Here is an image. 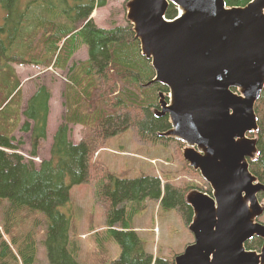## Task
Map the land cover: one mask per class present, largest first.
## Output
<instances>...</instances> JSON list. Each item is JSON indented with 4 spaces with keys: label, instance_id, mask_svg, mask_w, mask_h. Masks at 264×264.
I'll return each instance as SVG.
<instances>
[{
    "label": "trees",
    "instance_id": "1",
    "mask_svg": "<svg viewBox=\"0 0 264 264\" xmlns=\"http://www.w3.org/2000/svg\"><path fill=\"white\" fill-rule=\"evenodd\" d=\"M249 1L225 0L227 6H243ZM106 3L107 0H0L4 12L0 24V202H7L0 224V264L35 261V226L18 234L11 223L19 213L34 218L36 212L46 218L44 245L49 263L80 264L76 258L77 241L70 235L74 215L70 189L89 183L97 175L101 183L97 194L108 204L103 231L120 248V256L111 264H174L165 257L145 253L137 232L130 226L135 213L130 204L159 200L160 207L175 209L188 224L193 216L185 201L188 189L171 182L162 184L156 174L135 178L105 174L96 152L103 149L108 138L129 129L146 144L160 142L165 147L173 141L157 135L171 126L167 115L156 117L151 111L158 108V92L167 89L159 83L146 85L154 71L141 55L131 25L102 28L90 17L93 9ZM176 15L177 8L170 4L166 17ZM80 45L87 47V58L69 65ZM33 64L67 70L69 81L63 95L66 109L62 123L53 134L49 157L39 164L33 158L46 138L51 90L39 84L26 99L14 71L16 65ZM255 112L258 153L249 160V170L264 184V90ZM22 116L25 120L21 124ZM71 124L88 128L90 135L73 142ZM18 128L30 135L32 149L28 158L19 152L22 142L15 135ZM175 144L180 149L184 146L176 140ZM181 162L185 164L183 159ZM96 232L99 231L95 229ZM245 246L256 249L261 240L255 237Z\"/></svg>",
    "mask_w": 264,
    "mask_h": 264
},
{
    "label": "water",
    "instance_id": "2",
    "mask_svg": "<svg viewBox=\"0 0 264 264\" xmlns=\"http://www.w3.org/2000/svg\"><path fill=\"white\" fill-rule=\"evenodd\" d=\"M125 10L154 71L146 85L167 89L152 112L171 126L157 135L182 142L183 159L212 189L186 193L194 240L174 264H264V184L249 170L264 90V0H127ZM255 237L259 250L247 249Z\"/></svg>",
    "mask_w": 264,
    "mask_h": 264
},
{
    "label": "rangeland",
    "instance_id": "3",
    "mask_svg": "<svg viewBox=\"0 0 264 264\" xmlns=\"http://www.w3.org/2000/svg\"><path fill=\"white\" fill-rule=\"evenodd\" d=\"M126 1L107 0L104 6L93 9L90 17L98 27L102 28L130 24L126 19ZM3 17L4 12L0 7V24ZM86 58L87 47L80 45L70 63H78ZM14 71L20 85L23 86L26 99L36 90L39 84H45L51 90L46 138L38 146L39 152L33 158L34 162L39 164L41 160L49 157L52 136L57 125L62 123V115L66 109L63 95L65 94L66 85H69L66 78L68 71L43 68L40 65L35 66V64L28 66L16 65ZM24 120V117L21 118V124ZM70 126L73 142H78L81 137L90 135V131L86 127H81L78 124H71ZM15 135L22 142L19 152L28 158L32 149L29 133H25L18 128ZM106 141L105 145L102 146L103 149L96 151L97 154L99 153V159L105 174L109 172L120 178H135L141 175L156 174L160 180L162 179V184L171 182L180 185L183 189L187 188L186 193L197 188L211 195L210 184L187 162L184 161L185 164L181 162L183 147L178 148L175 140L171 143L168 142L165 147L161 146L160 142L155 145L146 144L135 136L133 129H129L108 138ZM178 149H180L181 156ZM174 156L178 159H175ZM99 179L100 176L97 175L89 183L74 185L70 189V196L74 205L70 235L77 241L76 258L80 264H111L120 256V248L117 243L103 231L106 227L105 213L108 204L97 194L101 184ZM258 197L260 200H264L263 194H259ZM158 201L145 199L141 202L131 203L130 208H133L135 213L130 226L137 232L146 254L154 257L159 255L167 258L170 262H174V257L182 253L184 247L194 240L193 234L188 230L191 220L187 224L175 209H163ZM6 205V201L0 202V224L2 223V212ZM33 217L30 218L19 213L11 226L18 234H24L28 227L35 226L36 255L32 264H50L47 249L44 245L47 230L45 215L36 212ZM258 221L264 223V214L258 218ZM91 227L94 229L90 230ZM95 229L99 232L94 233ZM78 233L87 234L80 238L77 237ZM259 248L257 246L256 250H259Z\"/></svg>",
    "mask_w": 264,
    "mask_h": 264
},
{
    "label": "crops",
    "instance_id": "4",
    "mask_svg": "<svg viewBox=\"0 0 264 264\" xmlns=\"http://www.w3.org/2000/svg\"><path fill=\"white\" fill-rule=\"evenodd\" d=\"M73 55H74V54H73ZM72 58H73V56L71 57L70 61L72 60ZM70 61H69V65L71 64ZM49 68L53 69L52 67H49ZM54 72H55V71H54ZM133 229H134V228H133ZM87 233H91V232H87ZM87 233H86V234H87ZM86 234H79V233H78L77 237L79 236L80 238H82V237L85 236Z\"/></svg>",
    "mask_w": 264,
    "mask_h": 264
},
{
    "label": "flooded vegetation",
    "instance_id": "5",
    "mask_svg": "<svg viewBox=\"0 0 264 264\" xmlns=\"http://www.w3.org/2000/svg\"><path fill=\"white\" fill-rule=\"evenodd\" d=\"M162 117V116H161ZM158 133V132H157ZM250 136H252V135H250Z\"/></svg>",
    "mask_w": 264,
    "mask_h": 264
}]
</instances>
